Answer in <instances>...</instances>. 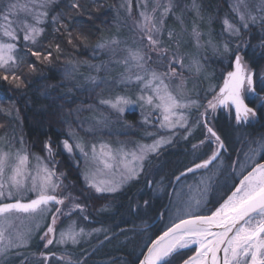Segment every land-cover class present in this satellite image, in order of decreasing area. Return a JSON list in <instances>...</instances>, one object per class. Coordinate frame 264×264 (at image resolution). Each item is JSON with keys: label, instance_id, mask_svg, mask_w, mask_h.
I'll return each instance as SVG.
<instances>
[{"label": "rangeland", "instance_id": "rangeland-1", "mask_svg": "<svg viewBox=\"0 0 264 264\" xmlns=\"http://www.w3.org/2000/svg\"><path fill=\"white\" fill-rule=\"evenodd\" d=\"M55 1L57 0H52L46 9L41 10L48 12L50 5ZM156 2L157 0H131V12L129 13V0H117L116 5L112 6L114 17L111 25L93 50L80 61L76 59L68 61L67 57H62L65 80L62 82L61 87L66 90L63 95L80 97L83 92H87L92 96V100L90 102L81 101L66 117L64 124L66 127L61 133V138L62 141L68 139L73 145L76 143V138H79L85 145V151L88 152L91 151V145L96 144L98 147L100 143H106L114 150L123 147L125 151L130 152L136 150L139 145H151L160 137H171V142L163 145L158 155H150L151 164L145 165V170L139 174L138 178L125 183L117 192L96 193L94 188L88 187L84 178L86 170L92 168L93 165L86 164L85 157L78 149L74 147L73 153L68 154L63 149L62 141L59 145L61 153L67 157L65 158L69 163L68 165L74 166V169L77 168L80 172L82 185L79 187L76 186L75 181L71 178L69 171L64 167L60 158L57 157V151L53 148L52 142H47L51 144L53 150V155L50 157L45 146L34 145L28 140L24 133L21 114L16 103L10 99L0 100V149L15 153L23 147L29 154L30 169H35L37 165L35 157H40L41 162L47 163L50 168L54 160L56 162L55 171L62 181V186L57 189L56 194L69 197L65 199L63 205H50L47 207L48 211L45 212L38 211L35 214L13 212L7 214L8 233L12 236H15L18 232L28 233V237L26 243L18 247H10L3 255H0V264H8L13 256L20 255V252H17L18 250L20 251L22 248L29 246L39 235L40 240L44 243V249L35 256L37 259L32 260L30 264L42 263L46 259L49 261L54 259L62 264H83L84 257L79 258L77 254L79 244H86L106 231V228L104 230L100 226L92 225L96 221V216H98L97 205L104 207L106 203H116L117 199H122L119 193L135 181L139 182L137 184L138 188L131 198L135 200L134 211L145 208L144 204L147 201L145 199L152 201L166 197L169 200L167 213L165 209L161 211L163 213L161 218L163 228L171 226L183 218L207 213L212 209L213 204H220L228 195H231L232 185L225 188V180L222 181V178H219L221 169L225 168L222 162L217 159L207 169L187 173L178 182L175 178L171 182L167 180L164 170L167 164H169L170 170L176 169L183 163H188L187 168L192 167L194 162L200 163L211 156L212 152H204L206 139L202 140L203 143L199 140H194V142L192 139L196 138L198 132H200V135L202 134L201 138H203L204 132H207V127H211L215 131L217 108L212 109L209 107L208 101L215 95L217 77L221 70L219 64L228 61L237 52L242 53L244 49L250 48L249 46L252 43L254 45H264V27L262 25L264 21L261 20V17H264V0H243V3L239 6V11H234V6L237 5L238 0H224L229 13L227 12L222 20L218 19L216 14L214 16L208 15L199 0H171L173 7L168 15L164 17L163 30L160 34L161 48L168 49L166 55L178 52L183 57L185 67L181 70L178 64L174 65L177 76L171 80L170 88L174 93L181 90L179 86L181 77H183L182 91L184 96L187 100L195 101L188 108L181 110L187 120L186 127L172 130L160 128L158 110L138 102L140 95L145 93L151 95V91H142L141 83L123 78L126 74V68L122 61L127 56L126 49L129 47H143L147 44L146 38H144L143 43L141 42L142 33L137 27L138 22L142 19L140 12L146 10L151 14ZM11 3L25 5L29 4L30 0H11ZM159 3L161 7L157 8L154 14L157 21L163 12V7L169 3V0H159ZM194 4L195 6H193ZM240 13H243L246 17L249 15L257 17L256 22L252 23L249 20V27L244 29L239 21ZM10 19L14 21L27 20L28 23H35L22 9L15 10ZM226 19L240 29L238 35L225 30L224 21ZM38 26L43 28V23ZM13 27H16V24H13ZM194 27L200 33L199 46L193 36ZM251 28H253V31H257V33L254 31L255 35L254 32H248ZM2 31L3 29L0 28V39L4 42L17 43L18 50L15 55L18 66L21 62L18 55L20 51L19 40L23 39V32L17 28L19 40L9 41L8 38L2 36ZM169 32H172L171 37H169ZM113 39L118 40L119 44L113 46L112 49L97 48L99 43ZM25 43L28 42L25 41ZM225 44L228 45V52L224 51ZM156 55V52H151L153 60L156 59ZM193 58L197 59L202 66L199 73L194 69L189 71L188 65H190ZM149 64L150 67L156 68L158 71H167L166 67L162 68L159 64L151 62ZM17 66L14 68L16 73L19 71L16 70ZM95 66H100L99 70ZM217 68L219 69L217 70ZM91 77L96 78L98 86L90 84L89 78ZM117 96L128 97L134 102L126 107L123 114L117 113L110 106L100 103L102 99L114 100ZM58 100L61 101L62 99L58 98ZM105 120L106 123H98V121ZM238 138L239 141L242 140V137L239 136ZM252 138L254 137L252 136ZM211 139L213 140V138L209 140ZM21 140L23 145H21ZM251 144L252 147L244 145L238 148L235 153V156L244 159L239 161L240 165L235 169L236 176L247 175L256 163H261L259 159L264 151V136L251 139ZM217 148V144H213L212 151L217 150ZM233 160L235 161L236 158L232 159V162ZM172 161L175 163L172 164ZM245 163H248L247 167ZM247 168L248 170L243 171ZM7 175L8 172L6 171L5 176L7 177ZM97 178L119 179V170L117 169L111 177L101 175ZM148 181L152 182L151 188L146 186ZM205 187H209L210 191L205 193L203 191ZM7 192L8 189L6 188L5 195L0 197V203L17 199L27 201L36 197V193L31 191L13 192L11 197L7 195ZM141 200L145 201L143 205L139 203ZM197 201H199V204H197ZM76 203L83 206V212L73 207ZM57 207L61 209L63 214H57L56 224L53 225L55 232L49 233L47 238L42 239L48 226L52 224V215ZM73 224L77 231L80 228L84 229V234L78 238V243L73 244L70 241L64 244L57 243L60 232ZM94 229H100L101 231H94ZM49 238L53 239V243L45 247ZM51 245L57 246L60 249L59 252L54 254L45 252ZM193 247H197V244H190L187 248L180 249L179 253L181 254ZM19 264H22V261Z\"/></svg>", "mask_w": 264, "mask_h": 264}, {"label": "snow or ice", "instance_id": "snow-or-ice-1", "mask_svg": "<svg viewBox=\"0 0 264 264\" xmlns=\"http://www.w3.org/2000/svg\"><path fill=\"white\" fill-rule=\"evenodd\" d=\"M51 2L52 0H30V3L25 5L10 2L0 7V21H3L0 24V28L3 29L2 36L8 38L9 41H18V28L23 32L24 41L35 44L37 38L44 32V29L38 25L44 23L48 16V12L41 9H46ZM241 3H243V0H238L237 5L234 6V11H239ZM70 7L77 8L78 5L72 3ZM159 7L161 5L157 0L151 14L146 10L140 12L142 19L138 22L137 27L142 33L141 42L143 43L144 38H146L147 44L143 47H129L126 49L127 56L122 61L126 68V74L123 78L141 83L142 91H151V95L146 93L140 95L138 102L147 104L159 111L160 128L169 130L185 128L187 120L181 110L188 108L195 101L185 98L182 91L183 77H181L179 86L181 90L174 93L170 88L171 80L177 76L174 65L178 64L181 70L184 69L185 65L183 57L178 52L166 55L168 49L161 48L160 34L163 30L164 17L172 10L173 5L169 0V3L163 7V12L157 21L154 14ZM17 9H22L35 23H28L27 20L14 21L10 19ZM128 11L131 12V0H129ZM256 19L257 17L251 15L246 17L243 13L239 15V21L244 29L249 27V20L255 23ZM261 20L264 21V17H261ZM52 21L53 23L59 22L58 17H53ZM59 23L62 25V22ZM13 24H16V27H13ZM224 25L226 31L236 35L239 34L240 29L227 19L224 21ZM57 31H59V28H57ZM171 36L172 32H169V37ZM193 36L199 46L200 33L195 27L193 28ZM69 37H71L70 32ZM68 42L72 43L71 38ZM118 44L119 41L113 39L99 43L97 48L112 49L113 46ZM56 47L59 51V45ZM17 50V43L4 42L0 39V70L3 73L0 75V79L9 83L18 82L16 87L19 88L23 85V81L14 71L18 64L15 55ZM153 51L157 54L155 60L151 56ZM224 51H229L227 44L224 45ZM31 55L40 60L42 53L31 51ZM51 55V52H48L43 56V59L50 61ZM149 62L159 64L162 68L166 67L167 71H158L156 68L150 67ZM30 67L35 70L34 65H30ZM95 67H97V70L100 68V66ZM201 67L199 61L195 58L188 65L189 71L194 69L197 73L200 72ZM9 73H11V80H9ZM253 75L243 63L242 56L237 52L234 59V71L227 73L223 87L220 88L219 94L212 101H209V107L215 109L218 106H234L237 123L248 121L250 116L254 117L256 112L248 107L244 98L246 91L255 92ZM89 82L93 86H98L95 77L89 78ZM100 103L110 106L117 113L123 114L126 107L134 102L128 97L117 96L114 100L102 99ZM98 123H106V120L98 121ZM207 132L218 145L217 150L212 151L211 156L200 163L194 162L192 167L187 168L185 172L175 178L177 182L187 173L207 169L217 159L219 150L224 148L223 141L213 128L207 127ZM170 142L171 137H160L151 145H139L136 150L130 152L125 151L123 147L114 150L106 143H100L98 147L93 144L91 145V151L88 152L85 151V145L79 138H76L75 145L71 144L68 139L63 140L62 145L64 151L68 154H72L75 147L85 157L86 164L93 165L84 174L89 188H94L96 193H114L128 181L138 178L139 174L145 170V165L151 164L150 155H158L160 148ZM21 145H23L22 140ZM45 149L51 157L53 155L51 144L46 143ZM35 159L37 165L35 169H30L29 154L23 147L15 153L0 149V197L5 195L6 188L9 197L13 195V192L31 191L36 193V198L30 199L28 202L17 199L14 203H0V255H3L10 247H18L26 243L28 237V233L18 232L15 236L8 233L7 214L13 212L25 214H35L38 211L45 212L48 211L46 206L50 203L63 205L65 199L69 198L56 194L57 189L62 186V181L55 171L56 162L53 160L50 168L47 163L41 162L40 157H35ZM117 169L119 170V179L97 178L101 175L111 177ZM6 171L8 172L7 177L5 176ZM151 185L152 182L148 181L146 186L151 188ZM234 187L235 191H232L231 195H228L227 199L210 216L197 215L190 219H181L179 223L173 224L156 240L151 241V247L147 249V255L139 261V264H172L170 258L178 255L180 249L187 248L190 244H197L199 248L196 249L194 256L183 260L182 264H208L209 257L211 264H264V163H256L255 167L239 181V186L234 185ZM203 191L206 193L210 191V188L205 187ZM197 204H199V201H197ZM73 207L80 209L81 212L84 211L83 206L78 203L74 204ZM106 209L107 206H104L101 211H106ZM57 214H63L59 207L52 215V224L48 226L42 239L47 238L49 233L55 232L53 225L56 224ZM213 227L223 230L212 232ZM94 231L101 230L94 229ZM82 234H84L83 228L77 231L74 224L69 225L67 229L60 232L57 243L64 244L70 241L76 244ZM105 239H107V236ZM52 243V238L47 239L45 247ZM220 252L223 253L222 258L218 256Z\"/></svg>", "mask_w": 264, "mask_h": 264}, {"label": "trees", "instance_id": "trees-1", "mask_svg": "<svg viewBox=\"0 0 264 264\" xmlns=\"http://www.w3.org/2000/svg\"><path fill=\"white\" fill-rule=\"evenodd\" d=\"M199 1L208 15L216 14L218 19L222 20V17L228 12L224 0ZM10 2L11 0H0V7ZM116 2L117 0L55 1L49 7L47 19L43 23L44 32L38 37L37 42L32 44L31 42L25 43L23 39L19 40L18 55L21 62L16 68L19 71L17 73L15 71V74L20 76L23 85L17 88L16 83L18 82L9 83L0 79V100L10 99L16 103L28 140L38 146H45L48 141L52 142L53 148L57 151V157L69 171L77 187L82 185L80 172L77 168L74 169V166L68 165L67 157L61 153L59 145L62 141L61 133L66 127L64 126L66 117L81 101L90 102L92 96L87 92H83L80 97L63 95L66 90L61 87L65 80L62 59L67 57L68 61L75 59L80 61L93 50L111 25L114 17L112 6L116 5ZM72 3H76L78 7L71 8ZM53 17H58V21L62 22V25L59 22L53 23ZM262 25L264 27V23ZM254 31L251 28L248 32L253 33ZM69 32L71 37H69ZM255 32L257 33V31ZM69 38L72 43L68 42ZM57 45H59V51H57ZM249 47L244 49L242 55L252 68L259 69L264 64V45L252 43ZM29 49L41 52V59L37 60L32 56ZM48 52L52 54L50 61L43 59V56ZM233 58L234 55L229 61L219 64L221 70L217 78L218 83L231 69ZM30 65H34L35 70ZM2 74L0 70V75ZM9 80H11V73H9ZM58 98L62 100L59 101ZM260 131L257 128L249 130L251 134H257ZM174 163L172 161V164ZM187 164L183 163L172 170L167 164L164 170L167 180L171 182L187 168ZM138 182L135 181L126 186L119 193L122 199H117L116 203H106V211H101L102 205H97L98 216L92 225L100 226L104 230L106 228V231L86 244H79L77 254L79 258L84 257L83 264H138L149 243L167 228L161 226L163 222L161 219L154 226L148 227L157 217L163 216L161 213L163 209L167 213L169 200L166 197L152 201L145 199L147 200L146 204H144V200H141L139 203L144 204L145 208L134 211L135 200L131 198L138 188ZM217 205L218 203L213 204L212 209L207 213H211ZM106 236L107 239H105ZM43 249L44 243L40 240L39 235L29 246L18 250L20 255L13 256L8 264H19L21 261L22 264H30L32 260L37 259L35 256ZM59 250L57 246L51 245L45 252L54 254ZM194 252L195 248L193 247L181 254L174 255L170 258L172 264H181ZM45 262L38 264H45ZM48 264L62 263L51 259Z\"/></svg>", "mask_w": 264, "mask_h": 264}, {"label": "flooded vegetation", "instance_id": "flooded-vegetation-1", "mask_svg": "<svg viewBox=\"0 0 264 264\" xmlns=\"http://www.w3.org/2000/svg\"><path fill=\"white\" fill-rule=\"evenodd\" d=\"M248 66L250 67V64L246 61ZM252 68V67H251ZM250 73L253 72V80H254V86H255V92H245L244 98L248 106L253 107L256 111V115L254 117L250 116L248 121L246 122H240L237 123L235 119V108L233 106H218L216 107V118H215V132L218 136H220L221 140L224 143V148L219 150V155L217 160L221 161L224 165L225 169H221L219 178H222V181L225 180L226 185L225 188L232 185L237 186L239 185V181L243 179L242 175H235V169H237V166L240 165V160H244L243 158H240V156H235L236 152L238 151V148L243 147L246 145L247 147H252L251 139L253 137H262L264 136V65L260 67L259 69L252 68L248 70ZM223 79L220 81L218 88L216 89L215 93L219 90L220 86L222 85ZM214 93V94H215ZM257 128L261 131L257 134H251L249 132L250 129ZM240 129V130H239ZM202 135V134H201ZM200 132H198V135H196L197 140L200 142L202 140H207L206 149L204 152L210 153L212 152L213 144L216 145L213 140H209L208 138L210 134L208 132H204V137L201 138ZM242 137V140L239 141L238 137ZM195 140V141H197ZM198 141V142H199ZM251 144V145H250ZM218 146V145H217ZM209 151H206V150ZM235 151V152H234ZM236 160L232 162V159ZM248 160V158H247ZM246 160V161H247ZM261 162L264 161V151L259 159ZM217 161V163H218ZM228 164H230L228 166ZM233 166V167H232ZM245 166H248V163H245ZM247 169H244L243 171H246ZM212 171V170H210ZM218 185V182H217Z\"/></svg>", "mask_w": 264, "mask_h": 264}, {"label": "water", "instance_id": "water-1", "mask_svg": "<svg viewBox=\"0 0 264 264\" xmlns=\"http://www.w3.org/2000/svg\"><path fill=\"white\" fill-rule=\"evenodd\" d=\"M231 71H234V61H233V65H232V70ZM226 76H227V74H226ZM226 78V77H225ZM223 85H224V82H223V84H222V86L221 87H223ZM220 91V90H219ZM218 94H219V92H218ZM217 94V95H218ZM246 103V102H245ZM234 107V106H233ZM253 109V108H252ZM255 111V110H254ZM36 197H33L32 199H35ZM16 201V200H15ZM15 201H10V202H5V203H14ZM29 200H27V201H23L22 200V202H28ZM54 203H50L48 206H50V205H53ZM48 206H46V207H48ZM42 207H45V206H42ZM215 211V210H214ZM213 211V212H214ZM212 213H210V214H204V215H208V216H210ZM197 216V215H196ZM193 217H195V216H192V217H188V218H185V219H190V218H193ZM159 221V218H157L153 223H151L148 227H151L152 225H154L156 222H158ZM180 221H178V222H176V223H179ZM171 227V226H170ZM168 229V228H167ZM167 229L166 230H164V231H167ZM223 229H221V228H218V227H213L212 229H211V231L212 232H219V231H222ZM163 231V232H164ZM163 232L162 233H160L157 237H155L153 240H156L160 235H162L163 234ZM230 235H231V233H230ZM209 239H211V237H209ZM152 240V241H153ZM149 247H151V243L148 245V247L146 248V250H145V252H144V254L142 255V257H141V259H140V261L141 260H143L144 259V256H146L147 255V249L149 248ZM197 248H199V245H197V247H196V249ZM196 254V251H195V253L192 255V256H194ZM218 256H220L221 258L223 257V253L222 252H220V253H218ZM209 261H210V257H209ZM46 264H48V260L46 261ZM182 264V263H181Z\"/></svg>", "mask_w": 264, "mask_h": 264}, {"label": "bare ground", "instance_id": "bare-ground-1", "mask_svg": "<svg viewBox=\"0 0 264 264\" xmlns=\"http://www.w3.org/2000/svg\"><path fill=\"white\" fill-rule=\"evenodd\" d=\"M208 264H211V261H209V259H208Z\"/></svg>", "mask_w": 264, "mask_h": 264}]
</instances>
